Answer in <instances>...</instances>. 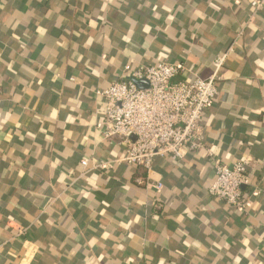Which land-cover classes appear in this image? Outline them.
Returning <instances> with one entry per match:
<instances>
[{"label":"crops","instance_id":"1","mask_svg":"<svg viewBox=\"0 0 264 264\" xmlns=\"http://www.w3.org/2000/svg\"><path fill=\"white\" fill-rule=\"evenodd\" d=\"M252 1L0 0V264H264V0ZM230 46L200 124L215 159L249 161L245 212L209 196L203 151L149 171L81 166L123 157L93 92L126 63L207 79Z\"/></svg>","mask_w":264,"mask_h":264},{"label":"built area","instance_id":"2","mask_svg":"<svg viewBox=\"0 0 264 264\" xmlns=\"http://www.w3.org/2000/svg\"><path fill=\"white\" fill-rule=\"evenodd\" d=\"M250 5L258 11L263 1L254 0ZM232 52L230 46L214 57L209 78L183 82L173 81L183 70L180 64L126 63L114 83L93 92L104 106L99 124L102 136L106 140L119 137L125 147L123 157L106 162L83 159L81 166L88 171L123 164L149 171L156 158L177 162L189 153L203 151L214 172L209 196L245 212L248 203L242 199V188L250 184L249 161L225 165L215 159L204 147L200 124L203 111L216 102V77ZM137 81H145L147 88H138ZM136 184L147 185L142 178L136 179ZM161 188V184L153 186L156 191Z\"/></svg>","mask_w":264,"mask_h":264},{"label":"water","instance_id":"3","mask_svg":"<svg viewBox=\"0 0 264 264\" xmlns=\"http://www.w3.org/2000/svg\"><path fill=\"white\" fill-rule=\"evenodd\" d=\"M135 83L138 88H141V89L147 88V83L145 81H137Z\"/></svg>","mask_w":264,"mask_h":264}]
</instances>
